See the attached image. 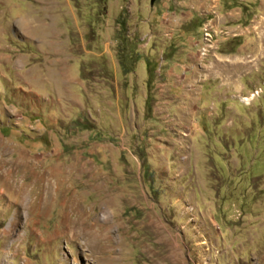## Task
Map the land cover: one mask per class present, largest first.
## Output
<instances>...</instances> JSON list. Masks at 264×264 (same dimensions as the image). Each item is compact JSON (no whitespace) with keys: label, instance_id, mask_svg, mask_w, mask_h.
I'll return each instance as SVG.
<instances>
[{"label":"rangeland","instance_id":"rangeland-1","mask_svg":"<svg viewBox=\"0 0 264 264\" xmlns=\"http://www.w3.org/2000/svg\"><path fill=\"white\" fill-rule=\"evenodd\" d=\"M0 264H264V0H0Z\"/></svg>","mask_w":264,"mask_h":264},{"label":"water","instance_id":"water-1","mask_svg":"<svg viewBox=\"0 0 264 264\" xmlns=\"http://www.w3.org/2000/svg\"><path fill=\"white\" fill-rule=\"evenodd\" d=\"M157 1V0H149V4L150 6H152L154 4V2Z\"/></svg>","mask_w":264,"mask_h":264}]
</instances>
